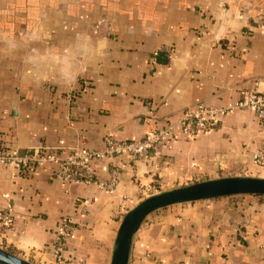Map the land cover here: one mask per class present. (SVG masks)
<instances>
[{
  "label": "crops",
  "instance_id": "obj_1",
  "mask_svg": "<svg viewBox=\"0 0 264 264\" xmlns=\"http://www.w3.org/2000/svg\"><path fill=\"white\" fill-rule=\"evenodd\" d=\"M264 91V0H0V145L68 154L103 137L140 140L186 111L216 108L217 127L188 140L176 127L146 159L93 163L112 190L67 185L52 166L0 164V248L55 264V229L79 227L62 264H109L123 215L144 198L225 177L264 178L255 115L231 109ZM85 206L86 212L79 211ZM127 264H264V196L168 206L132 237Z\"/></svg>",
  "mask_w": 264,
  "mask_h": 264
},
{
  "label": "built area",
  "instance_id": "obj_2",
  "mask_svg": "<svg viewBox=\"0 0 264 264\" xmlns=\"http://www.w3.org/2000/svg\"><path fill=\"white\" fill-rule=\"evenodd\" d=\"M231 109H243L251 111L264 131V91L250 90L243 94L242 99ZM223 109L207 108L196 111H186L176 124H170L158 129L154 133H148L144 138L133 141H119L113 135L103 137L104 148L95 151L85 147H75L66 155L55 152L26 151L19 153L7 146L0 145V164L12 166L16 169L30 168L49 164L52 168L53 178L63 184L94 185L101 190H112L117 184V170H109L108 180L99 182L93 168V163L104 158H115L127 155L133 161L146 159L160 145L169 140L171 133L178 127L188 139H194L200 133L213 131L218 124V115ZM253 162L258 167H264V139L255 152ZM86 208L82 205L79 213L82 215ZM13 224L10 206H6L0 212V233L9 231ZM79 227L70 218L60 220L55 229V240L53 244V259L55 264H62L67 240ZM78 264H83L79 262Z\"/></svg>",
  "mask_w": 264,
  "mask_h": 264
},
{
  "label": "water",
  "instance_id": "obj_3",
  "mask_svg": "<svg viewBox=\"0 0 264 264\" xmlns=\"http://www.w3.org/2000/svg\"><path fill=\"white\" fill-rule=\"evenodd\" d=\"M264 196V178L225 177L162 191L144 198L122 217L116 231L109 264H127L132 237L152 212L177 204L228 196ZM0 264H33L0 248Z\"/></svg>",
  "mask_w": 264,
  "mask_h": 264
},
{
  "label": "rangeland",
  "instance_id": "obj_4",
  "mask_svg": "<svg viewBox=\"0 0 264 264\" xmlns=\"http://www.w3.org/2000/svg\"><path fill=\"white\" fill-rule=\"evenodd\" d=\"M157 194V193H156ZM7 251V250H6ZM9 252V251H8ZM12 254H14V253H12ZM20 258H22V257H20ZM23 259V258H22ZM25 260V259H24ZM27 261V260H26Z\"/></svg>",
  "mask_w": 264,
  "mask_h": 264
}]
</instances>
